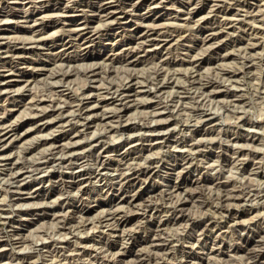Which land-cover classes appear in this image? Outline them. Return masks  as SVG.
<instances>
[{
    "label": "rangeland",
    "instance_id": "1",
    "mask_svg": "<svg viewBox=\"0 0 264 264\" xmlns=\"http://www.w3.org/2000/svg\"><path fill=\"white\" fill-rule=\"evenodd\" d=\"M18 1L0 0V42L39 46L23 53L25 60L0 47V74L13 80L0 90V119L17 131L1 144L0 160L18 167L4 170L0 161V264L157 262L136 253L165 257L166 264H264V0H143L122 11L120 2L106 0L100 12L89 7L96 0ZM147 26L157 45L136 43ZM208 30L217 37L207 41ZM69 38L64 49L60 39ZM130 75L144 88L128 92L137 102L125 117H110L120 107L110 93ZM52 103L62 110L40 129L33 115ZM86 106L107 117L82 127ZM153 120L160 127L139 128ZM71 133L77 161L50 148ZM41 136L48 143L25 155L23 146ZM72 162L85 172L74 186Z\"/></svg>",
    "mask_w": 264,
    "mask_h": 264
},
{
    "label": "bare ground",
    "instance_id": "2",
    "mask_svg": "<svg viewBox=\"0 0 264 264\" xmlns=\"http://www.w3.org/2000/svg\"><path fill=\"white\" fill-rule=\"evenodd\" d=\"M14 1V0H13ZM20 1V0H19ZM18 1V2H19ZM32 2H40V1H42V0H31ZM46 2H50V0H45ZM106 0H96V2L95 3H93V2H88L89 3V7H91V8H93V11H96V12H100L102 9H103V6H101V2H105ZM113 1H117V2H120V6L118 7V9H120L121 11L122 10H126V8L127 7H134V5L135 4H137V3H141V2H143V0H128L129 1V3L128 4H126L124 1H126V0H113ZM21 2V1H20ZM19 2V3H20ZM109 2H111V0L109 1ZM200 2V1H199ZM87 3V2H86ZM195 3V2H194ZM212 4V3H211ZM156 6V5H155ZM196 7V6H195ZM261 7V6H260ZM9 8V7H8ZM19 8V7H18ZM36 8V7H35ZM80 8V7H79ZM82 8V7H81ZM88 8V7H87ZM82 10V9H81ZM183 10V9H182ZM194 10V9H193ZM243 10V9H242ZM4 11V10H3ZM85 11V10H84ZM82 12V11H81ZM111 12H113V11H111ZM129 12V11H128ZM189 12V11H188ZM210 12H211V10H210ZM85 13V12H84ZM106 13V12H105ZM234 13V12H233ZM249 13V12H248ZM5 14H7V13H5ZM101 14V13H100ZM104 14V13H103ZM107 14V16H108V14L109 13H106ZM111 14V13H110ZM217 14V13H216ZM9 15V14H8ZM88 15V14H87ZM95 15V14H94ZM187 15V14H186ZM190 15V14H189ZM223 15V14H222ZM202 16V15H201ZM5 17V16H4ZM187 17V16H186ZM245 17V16H244ZM86 18V17H85ZM183 18V17H182ZM114 19V18H113ZM166 19V18H165ZM164 19V20H165ZM1 20V19H0ZM110 20V19H109ZM255 20V19H254ZM43 21V20H42ZM169 21V20H168ZM249 21V20H248ZM62 22V21H61ZM85 22V21H84ZM100 22V21H99ZM98 22V23H99ZM102 23V22H101ZM104 23V22H103ZM177 23V22H176ZM235 23V22H234ZM33 24V23H32ZM76 24V23H75ZM100 24V23H99ZM143 24V23H142ZM19 25V24H18ZM23 25H25V24H23ZM85 25H86V23H85ZM253 25H255V24H253ZM99 26V25H98ZM186 26V25H185ZM200 26V25H199ZM229 26V25H228ZM249 26V25H248ZM261 26V25H260ZM84 27V26H83ZM148 27V28H147ZM146 28H147V32L146 31H141L142 33L140 34V35H138V36H136L135 37V40L137 41L136 43H139L140 45H142L144 42H146V41H148V42H150L151 44H150V46L151 45H154V44H156L157 45V42H155V39H153V38H151V36H150V34H148V32H149V30H151V28H149V26H147ZM210 27V26H209ZM261 28V27H260ZM55 29V28H54ZM85 29V28H84ZM233 29H235V28H233ZM240 29V28H239ZM96 30H98V29H96ZM185 30V29H184ZM74 31H75V29H74ZM33 32V31H32ZM92 32V31H91ZM146 32V33H145ZM160 32V31H159ZM116 33V32H115ZM174 33V32H173ZM217 33L218 32H216L215 30H208V33L206 34V40L207 41H210V40H212V39H215L216 37H217ZM249 33V32H248ZM183 35V34H182ZM232 35V34H231ZM230 35V36H231ZM76 36V35H75ZM78 36V35H77ZM176 36V35H175ZM68 37H71V34H69L68 35ZM83 37V36H82ZM258 37V36H257ZM73 38V37H72ZM85 37H83V39H84ZM164 38V37H163ZM225 38V37H224ZM87 39H88V37H87ZM168 39V38H167ZM8 40V39H7ZM261 40V39H260ZM60 41H61V46L64 48V49H66L69 45H71V42H72V39L71 38H69L68 40H63V39H60ZM59 41V42H60ZM165 41V40H164ZM202 41V40H201ZM204 41V40H203ZM53 42V41H52ZM212 42V41H211ZM1 43V42H0ZM184 43V42H183ZM218 43V42H217ZM24 43L22 42H20V43H17L16 42V40H14V39H10V40H8V41H6V42H4V43H1L0 44V47L1 48H3L4 50V52L6 53V56H7V54H8V58L9 57H12V59L13 58H16L17 60L18 59H22V60H25V58H24V56H23V53H28V49H29V51H31L32 49H35L36 47H38L39 46V44H37V41H36V43L34 42V44H32V42H31V44H30V46H28V47H26V45H23ZM88 44V43H87ZM145 45H146V43H144ZM143 44V45H144ZM245 44V43H244ZM251 44V43H250ZM253 44V43H252ZM43 45V44H42ZM136 45V44H135ZM138 45V44H137ZM136 45V46H137ZM159 45V44H158ZM212 45V44H211ZM210 45V46H211ZM136 46H134V47H136ZM139 46V45H138ZM214 46V45H213ZM83 50H85L86 49V46H85V42H83V43H81V46H80ZM141 47V46H140ZM207 47V46H206ZM143 48V47H142ZM48 49H50L51 50V48L50 47H48ZM132 49V48H131ZM135 49V48H134ZM146 49V48H145ZM188 49V48H187ZM184 50V49H183ZM205 50V49H204ZM126 51V54H128L129 52H130V50L127 48V50H125ZM146 51V50H145ZM144 51V52H145ZM170 51V50H169ZM44 52V51H43ZM184 52V51H183ZM182 52V53H183ZM198 52H200V51H198ZM242 53H244L243 52V50H242ZM174 54V53H173ZM203 54V53H202ZM201 54V55H202ZM245 54V53H244ZM244 54H242V55H244ZM247 54V53H246ZM250 54V53H249ZM37 55V54H36ZM195 55V54H194ZM198 55V54H197ZM218 55V54H217ZM255 55V54H254ZM43 56V55H42ZM64 56V55H63ZM67 56V55H66ZM168 56V55H167ZM249 56V55H248ZM257 56V55H256ZM65 57V56H64ZM190 57V56H189ZM193 57V56H192ZM264 57V56H263ZM183 58V57H182ZM251 58V57H250ZM15 59V60H16ZM52 59V58H51ZM60 60L61 58H60V55L59 54H55V56L53 57V60ZM63 59V58H62ZM129 59V58H128ZM64 61H69V57H65L64 58ZM71 61V60H70ZM69 61V62H70ZM222 61V60H221ZM11 62V61H10ZM16 62V61H15ZM27 61H25V62H23V63H26ZM106 62V61H105ZM130 63H134V62H136V59L135 60H132V61H129ZM3 63H4V60H3ZM21 63V62H20ZM89 63V62H88ZM87 63V64H88ZM120 63V62H119ZM150 63V62H149ZM232 63V62H231ZM237 63V62H236ZM251 63H254V62H251ZM16 64H19V63H16ZM58 64V63H57ZM61 64V63H60ZM79 64H81V62L79 63ZM160 64V63H159ZM263 64V63H262ZM24 65V64H23ZM84 65V64H83ZM90 65V64H89ZM108 65V64H107ZM125 65H126V63H125ZM155 65V64H154ZM157 65V64H156ZM249 65V64H248ZM58 66V65H57ZM61 66V65H60ZM91 66V65H90ZM117 66V65H116ZM169 66V65H168ZM13 67V66H12ZM27 67V66H26ZM84 67V66H83ZM82 67V68H83ZM89 67V66H88ZM94 67V66H93ZM106 67V66H105ZM127 67V66H126ZM156 67V66H155ZM116 68H118V66L117 67H115V69ZM131 68V67H130ZM161 68H163V67H161ZM171 68V67H170ZM9 69V68H8ZM41 70H43L42 69V66H41V68H40ZM40 69H37L36 71L38 72V71H40ZM58 69V68H57ZM78 69H80V68H78ZM83 69H87V67L86 68H83ZM153 69V68H152ZM190 69H191V67H190ZM254 69V68H253ZM34 70V69H33ZM61 70V69H60ZM66 70V69H65ZM118 70V69H117ZM167 70V69H166ZM165 70V71H166ZM203 70V69H202ZM238 70V69H237ZM237 70H236V72H237ZM35 71V72H36ZM54 71V70H53ZM75 71H76V69H75ZM83 71V70H82ZM96 70H90L88 73H90V74H88L89 76L91 75V76H95V75H97V72H95ZM169 71V70H168ZM214 71V70H213ZM70 72H72V71H70ZM118 72V71H117ZM205 72V71H204ZM224 72V71H223ZM251 72V71H250ZM18 73V72H17ZM23 73L24 72H22V74H21V76H23ZM32 73V72H31ZM51 73V72H50ZM53 73V72H52ZM51 73V74H52ZM69 73V72H68ZM99 73V72H98ZM186 73V72H185ZM217 73V72H216ZM215 73V74H216ZM253 73V72H252ZM255 73V72H254ZM50 74V75H51ZM162 74V73H161ZM160 71L159 70H157L156 71V73L154 74L155 75V77H154V80L156 81V80H158V78L160 77ZM167 74H169L168 72H167ZM194 74H195V72H194ZM64 75H65V72H64ZM87 75V74H86ZM193 75V74H192ZM52 76L53 77H56V74H52ZM61 76H63V75H61ZM60 76V77H61ZM101 76V75H100ZM169 76V75H168ZM175 76V75H174ZM190 76V75H189ZM194 76V75H193ZM197 76V75H196ZM200 76V75H199ZM223 76V75H222ZM78 77V76H77ZM59 78V77H58ZM85 78H87V77H85ZM91 78V77H90ZM95 78V77H94ZM97 78V77H96ZM119 78V77H118ZM195 79L197 78V77H194ZM215 78V77H214ZM44 79H45V77H44ZM152 79V78H151ZM170 79V78H169ZM193 79V78H192ZM206 79V78H205ZM217 79V78H216ZM222 79H224V78H221V80ZM239 79V78H238ZM73 80H74V78H73ZM72 80V81H73ZM104 80V79H103ZM102 80V81H103ZM191 80V79H190ZM24 81V86L26 87L27 85H28V83H29V81H30V79L28 78V79H24L23 80ZM39 81V80H38ZM37 81V82H38ZM50 81V80H49ZM93 81V80H92ZM184 81V80H183ZM193 81V80H192ZM198 81H199V78H198ZM215 81V80H214ZM220 81V80H219ZM12 82H13V80H12V78L10 77V76H5V74H0V90L1 91H6L8 88L10 89V87L12 86ZM35 82V81H34ZM56 82V81H55ZM99 82V81H98ZM122 82V81H121ZM146 82H147V80H146ZM44 83V82H43ZM42 83V84H43ZM57 83V82H56ZM55 83V84H56ZM116 83V82H115ZM145 83V82H144ZM153 82H149V83H146V88L148 89V84H152ZM164 83V82H163ZM167 83H169V82H167ZM193 83V82H192ZM191 83V84H192ZM201 82L199 81V84H200ZM121 84V83H120ZM182 84V83H181ZM196 84V83H195ZM220 84H221V82H220ZM50 85V84H49ZM70 85V84H69ZM72 85V84H71ZM70 85V86H71ZM139 85V86H138ZM174 85V84H173ZM204 85V84H203ZM202 85V86H203ZM231 85V84H230ZM233 85V84H232ZM23 86V85H22ZM44 86V85H43ZM179 86V85H178ZM201 86V85H200ZM234 86V85H233ZM28 87V86H27ZM85 87V86H84ZM136 87H139V88H144L141 84H140V81H138L137 79H136V77L135 76H131L130 75V77L129 78H127V80H126V82L125 83H123L122 85H120V86H116L115 88L116 89H114V91H112V93H110L111 95L113 94H116L117 96H118V102L117 103H119V105H120V107L118 108V109H116L115 111H111L110 112V117H117V118H123V116L125 117V114H126V112L129 110V108L130 107H132V106H135V103L137 102H135V100H134V98L132 97L133 95H130V94H128V92H130V90H132L133 88H136ZM151 87V86H150ZM183 87H185V86H183ZM204 87V86H203ZM236 87V86H235ZM145 88V89H146ZM152 88V87H151ZM173 88V87H172ZM171 88V89H172ZM211 88V87H210ZM229 88V87H228ZM30 89V88H29ZM81 89V88H80ZM137 89V88H136ZM150 89V88H149ZM204 89V88H203ZM36 90V89H35ZM144 90V89H143ZM152 90V89H151ZM160 90V89H159ZM168 90V89H167ZM196 90V89H195ZM133 91V90H132ZM135 91V90H134ZM213 91V90H212ZM218 91H220V90H218ZM49 92V91H48ZM139 92V91H138ZM145 92L146 93H149L150 91L149 90H145ZM209 92H211V91H209ZM127 93V94H126ZM145 93V94H146ZM172 93V92H171ZM196 93V92H195ZM51 94V93H50ZM134 94V93H133ZM157 94V93H156ZM200 94V93H199ZM206 94H207V92H206ZM52 95V94H51ZM83 95V94H82ZM175 95V94H174ZM241 95V94H240ZM41 96H42V94H41ZM162 96V95H161ZM199 96V95H198ZM202 96H203V94H202ZM31 97V96H30ZM87 97V96H86ZM132 97V98H131ZM142 97V96H141ZM165 97V96H164ZM163 97V98H164ZM207 97V96H206ZM190 98V97H189ZM198 98H201V97H198ZM29 99V98H28ZM111 99V98H110ZM166 99V98H165ZM87 100V99H86ZM137 100V99H136ZM192 100V99H191ZM207 100V99H206ZM43 100L41 99V98H39V99H35V100H32L31 102H30V104L32 105V106H37V105H39V104H41V102H42ZM146 101V100H145ZM204 101V100H203ZM219 101V100H218ZM56 102V101H55ZM180 102V101H179ZM228 102V101H227ZM1 103V102H0ZM80 103H81V101H80ZM184 103V102H183ZM203 103V102H202ZM61 104V103H60ZM70 104V103H69ZM83 104V103H82ZM97 104H98V102H97ZM200 105H201V103H199ZM211 104V103H210ZM47 105V104H46ZM59 105V104H58ZM62 105V104H61ZM79 105L80 104H77L76 106H78L79 107ZM137 105V104H136ZM183 105V104H182ZM214 105V104H213ZM220 105V104H219ZM16 106V105H15ZM111 106V105H110ZM158 106H160V104L158 105ZM41 107V106H40ZM78 107H77V109H78ZM115 107V106H114ZM190 107V106H189ZM239 107V106H238ZM37 108H39V107H37ZM36 108V109H37ZM73 108V107H72ZM91 108V107H90ZM90 108L89 107H84L83 108V112H82V114H84L85 115V118L83 119V120H85L82 124H81V126L82 127H87L89 124H91V123H93L94 122V120H104L107 116H105L106 115V113H96V112H94V111H92V110H90ZM105 108V107H104ZM160 108V107H159ZM174 108V107H173ZM220 108V107H219ZM31 109V108H30ZM163 109V108H162ZM165 109V108H164ZM167 109V108H166ZM172 109V108H171ZM236 109V108H235ZM61 110H62V108L61 107H57V106H55L53 103H52V105H48L47 107H45V108H42V109H40V111H38L37 113H35L34 115H33V117L34 118H32V119H34L33 121H32V123H34L36 126H38V127H40V129H47L48 127H49V123H50V121L51 120H48V119H46V117H47V115H53L55 112H61ZM81 110V109H80ZM160 110V109H159ZM237 110H239V109H237ZM142 111V110H141ZM166 111V110H165ZM91 112H93V113H91ZM187 112V111H186ZM201 112H203V110L201 111ZM200 112V113H201ZM3 113V112H2ZM132 113V112H131ZM99 114V115H98ZM109 113H107V115H108ZM134 114V113H133ZM155 114V113H154ZM175 114V113H174ZM177 114V113H176ZM240 114V113H239ZM138 115V114H137ZM157 115V114H156ZM155 115V116H156ZM97 116V117H96ZM21 117V116H20ZM81 117H83L82 115H81ZM96 117V118H95ZM128 117V116H127ZM180 117V116H179ZM205 117V116H204ZM218 117V116H217ZM59 118V117H58ZM77 118V117H76ZM129 118V117H128ZM136 118V117H135ZM146 118V117H145ZM144 118V119H145ZM195 118V117H194ZM208 118V117H207ZM210 118V117H209ZM196 120V119H195ZM198 120V119H197ZM200 120V119H199ZM203 120H204V118H203ZM80 121H81V119H80ZM109 121V120H108ZM141 121V120H140ZM150 121V120H149ZM10 122V121H9ZM116 122V121H115ZM146 122V121H145ZM142 123L140 126H139V128L141 129V128H143V127H145V128H152V129H156V128H158V127H160V126H158L157 124V120H153L152 122H154L153 124L152 123ZM195 123H196V121H194ZM201 122V121H200ZM217 122V121H216ZM157 123V124H156ZM238 123V122H237ZM63 124V123H62ZM104 124V123H103ZM123 124V123H122ZM167 124V123H166ZM101 125V124H100ZM95 126V125H94ZM254 126V125H253ZM0 127H2V128H0V146H1V144H4V141L6 140V139H8L9 137H11V139L13 138L14 139V137L15 136H17V131H16V129H15V127L14 126H12L11 124H5V120H3V119H0ZM33 127V126H32ZM119 127V126H118ZM125 128H124V130H126V129H128V126H124ZM62 128V127H61ZM66 128V127H65ZM212 128V127H211ZM220 128V127H219ZM108 129V128H107ZM173 129V128H172ZM221 129V128H220ZM24 130V129H23ZM78 130V129H77ZM99 130V129H98ZM184 130V129H183ZM164 131V130H163ZM25 132V131H24ZM42 132V131H41ZM61 132V131H60ZM78 132V131H77ZM95 132H96V130H95ZM162 132V131H161ZM218 132V131H217ZM23 133V132H22ZM22 133L21 134H19L18 133V138L22 135ZM182 133V132H181ZM131 134V133H130ZM135 134V133H134ZM33 135V134H32ZM38 135V134H37ZM64 135H66V138L68 139V141H63L62 139H60V140H56L55 138L53 139V142H52V144L50 145V148H51V151L53 152V153H59V156H60V159L61 158H67L69 161H71V159H74V161H77L79 158L77 157V149L79 148L77 145H76V141H73L74 140V138H76L75 137V134L73 133H71V134H64ZM113 135V134H112ZM115 135V134H114ZM216 135V134H215ZM110 136V135H109ZM42 137V136H41ZM37 138L36 140H34L33 142H30L29 144H27V145H25V146H23V153L25 154V155H27V154H31V152L34 150V147L35 148H37V146H41V145H45V144H47L48 142L46 141V140H44L43 138L44 137H46L45 135H44V137H42V138ZM64 137V136H63ZM199 137V136H198ZM17 138V137H16ZM15 138V139H16ZM203 138V137H202ZM204 138H205V136H204ZM208 138V137H207ZM253 138V137H252ZM34 139V138H33ZM48 139V138H47ZM215 139V138H214ZM251 140H253V139H251ZM11 141V140H10ZM213 141V140H212ZM138 142V141H137ZM198 142H199V140H198ZM147 143V142H146ZM239 143V142H238ZM241 143V142H240ZM247 143V142H246ZM96 144H97V142H96ZM96 144H95V146H96ZM237 144V143H236ZM130 145H132V143L130 144ZM233 145V144H232ZM247 145V144H246ZM91 146V145H90ZM234 146V145H233ZM253 146V145H252ZM38 149V148H37ZM130 149V148H129ZM200 149V148H199ZM47 150V149H46ZM238 150V149H237ZM44 152H46V151H44ZM49 152V151H48ZM152 152V151H151ZM193 152V151H192ZM199 152V151H198ZM262 152V151H261ZM0 153H2V152H0ZM47 153V152H46ZM45 153V154H46ZM56 153V154H57ZM186 153V152H185ZM37 154V153H36ZM1 155V154H0ZM82 155V154H81ZM149 155V154H148ZM233 155V154H232ZM236 155V154H235ZM20 156V155H19ZM44 156V155H43ZM55 156V155H54ZM79 156V155H78ZM147 156V155H146ZM177 156V155H176ZM152 157V156H151ZM155 157V156H154ZM242 157V156H241ZM249 157V156H248ZM24 158H27V157H24ZM47 158V157H46ZM45 158V159H46ZM197 158V157H196ZM246 158H247V156H246ZM245 158V159H246ZM28 160H29V158H27ZM32 159V158H31ZM29 160V161H32V160ZM38 159H39V157H38ZM37 159V160H38ZM49 159V158H48ZM9 160H11V159H8V158H6V156H3L2 158H1V162H3V169L4 170H10V171H13L16 167H17V164L14 162V160H13V162H11V161H9ZM20 160H21V158H20ZM34 161H36V159H35V156H34V159H33ZM42 160V159H41ZM47 160V159H46ZM53 160H54V158H53ZM63 160V159H62ZM131 160V159H130ZM26 161V160H25ZM39 161V160H38ZM204 161V160H203ZM240 161V160H239ZM60 162V161H59ZM18 163V162H17ZM30 162H28V164H29ZM32 163V162H31ZM129 163V162H128ZM213 163H215V161L214 162H212V164ZM230 163V162H229ZM256 163V162H255ZM26 164H27V162H26ZM33 164H35V163H33ZM70 165H76V163L75 162H72V163H69ZM68 164V165H69ZM102 164V163H101ZM203 164V163H202ZM133 165V164H132ZM25 166V165H24ZM28 166H30V164L29 165H27V167ZM44 166V165H43ZM130 166V165H129ZM188 166V165H187ZM22 167V166H21ZM20 167V168H21ZM36 167V166H35ZM38 167V166H37ZM41 167V166H40ZM83 167V165L82 164H78V165H76L75 166V169H78V170H76L75 172H73V173H71V175L69 176L70 178H71V180L72 181H70L69 183H70V185L71 186H74V185H76V184H81L82 182H83V178L82 177H84L85 176V172H83L84 170H81V168ZM124 167V166H123ZM183 167V166H182ZM18 168V167H17ZM45 168V167H44ZM43 168V169H44ZM98 168V167H97ZM187 168V167H186ZM26 169V168H25ZM29 169V168H28ZM27 169V170H28ZM225 169V168H224ZM231 169H233V168H231ZM67 170V169H66ZM146 170V169H145ZM229 170V169H228ZM20 171V170H19ZM18 171V172H19ZM74 171V170H73ZM141 171V170H140ZM139 171V172H140ZM230 171V170H229ZM252 171V170H251ZM15 172H17L16 170H15ZM32 173V172H31ZM40 173H43V171L42 172H40ZM40 173H39V175H40ZM23 175V174H22ZM123 175V174H122ZM8 176V175H7ZM37 176V175H36ZM199 176V175H198ZM247 176V175H246ZM39 177V176H38ZM125 178V177H124ZM201 178V177H200ZM227 178V177H226ZM245 178V177H244ZM249 178V177H248ZM41 179V178H40ZM126 180H127V178H126ZM229 180V179H228ZM252 180V179H251ZM258 180V179H257ZM123 181V180H122ZM226 181V180H225ZM254 181V180H253ZM12 182V181H11ZM14 182V181H13ZM53 182V181H52ZM105 182V181H104ZM246 182V181H245ZM15 183V182H14ZM115 183V182H114ZM260 183V182H259ZM13 184V183H12ZM19 184H21V183H19ZM68 184V183H67ZM120 184V183H119ZM247 184V183H246ZM11 185V184H10ZM83 185V184H82ZM201 185V184H200ZM256 185V184H255ZM259 185V184H258ZM263 185V184H262ZM207 186V185H206ZM19 187V186H18ZM17 187V188H18ZM36 187V186H35ZM78 187V186H77ZM210 187V186H209ZM185 188V187H184ZM187 188V187H186ZM208 188V187H207ZM236 188V187H235ZM250 188V187H249ZM251 188H253V187H251ZM192 189V188H191ZM109 190V189H108ZM218 190V189H217ZM240 190V189H239ZM192 191V190H191ZM197 191V190H196ZM62 192V191H61ZM130 192V191H129ZM190 192V191H189ZM193 192V191H192ZM206 192V191H205ZM12 194V193H11ZM114 194V193H113ZM211 194H212V192H211ZM221 194V193H220ZM232 194V193H231ZM167 195V194H166ZM172 195V194H171ZM209 195V194H208ZM59 196V195H58ZM63 196V195H62ZM70 196V195H69ZM72 196V195H71ZM157 196V195H156ZM229 196V195H228ZM61 197V196H60ZM83 197V196H82ZM133 197V196H132ZM155 197V196H154ZM174 197V196H173ZM172 197V198H173ZM237 197V196H236ZM13 198V197H12ZM158 198V197H157ZM227 198V197H226ZM145 199V198H144ZM185 199V198H184ZM244 199H246V198H244ZM128 200V199H127ZM178 200V199H177ZM177 200H175V201H177ZM229 200V199H228ZM226 201V200H225ZM246 201V200H245ZM23 202V201H22ZM32 202V201H31ZM30 202V203H31ZM65 202V201H64ZM133 202V201H132ZM137 202V201H136ZM150 202V201H149ZM21 203V202H20ZM29 203V202H28ZM36 203V202H35ZM94 203V202H93ZM96 203V202H95ZM94 203V204H95ZM192 203V202H191ZM227 203V202H226ZM225 203V204H226ZM16 204V203H15ZM43 204V203H42ZM163 204V203H162ZM178 204V203H177ZM233 204V203H232ZM24 205V204H23ZM29 205V204H28ZM119 205V204H118ZM124 205V204H123ZM20 206V205H19ZM22 206V205H21ZM34 206V205H33ZM60 206V205H59ZM121 207V206H120ZM149 207V206H148ZM183 207V206H182ZM20 208V207H19ZM106 208H108V207H106ZM114 209V208H113ZM153 209V208H152ZM188 209H190V208H188ZM207 209V208H206ZM2 210V209H1ZM65 210V209H64ZM180 211V210H179ZM203 211V210H202ZM206 211V210H205ZM110 212V211H109ZM187 212V211H186ZM214 213V212H213ZM228 213V212H227ZM122 214V213H121ZM55 215V214H54ZM97 215V214H96ZM95 215V216H96ZM110 215V214H109ZM82 216V215H81ZM108 216V215H107ZM52 217V216H51ZM79 217V216H78ZM150 217V216H149ZM29 218V217H28ZM33 218V217H32ZM65 218V217H64ZM90 218V217H89ZM105 218V217H104ZM103 218V219H104ZM3 219V218H2ZM8 219V218H7ZM81 219V218H80ZM106 219V218H105ZM104 219V220H105ZM242 219V218H241ZM77 220V219H76ZM103 220V221H104ZM227 220V219H226ZM107 221V220H106ZM142 221V220H141ZM253 221V220H252ZM97 222V221H96ZM137 222V221H136ZM189 222V221H188ZM229 222V221H228ZM45 223V222H44ZM48 223V222H47ZM51 223V222H50ZM64 223V222H63ZM160 223V222H159ZM158 223V224H159ZM52 225V224H51ZM179 225V224H178ZM205 225V224H204ZM131 226H133V225H131ZM158 226V225H157ZM127 227V226H126ZM176 227V226H175ZM227 227V226H226ZM47 228V227H46ZM94 228V227H93ZM125 228V227H124ZM2 229V228H1ZM76 229V228H75ZM81 229V228H80ZM134 229V228H133ZM138 229V228H137ZM184 229V228H183ZM55 230V229H54ZM87 231V230H86ZM166 231V230H165ZM65 232V231H64ZM76 232V231H75ZM103 232V231H102ZM35 233V232H34ZM81 233V232H80ZM128 233V232H127ZM155 234V233H154ZM153 234V235H154ZM30 235V234H29ZM166 235V234H165ZM21 236V235H20ZM42 236V235H41ZM63 236V235H62ZM122 237V236H121ZM55 238V237H54ZM99 238V237H98ZM198 238V237H197ZM151 239H153V238H151ZM216 239V238H215ZM155 240H157V239H155ZM18 242H20L19 240L16 242L17 244H18ZM58 243V242H57ZM23 244V243H22ZM37 244V243H36ZM81 244H82V242H81ZM152 244V243H151ZM191 244V243H190ZM196 244V243H195ZM27 245H28V243H27ZM99 245V244H98ZM148 245V244H147ZM150 245V244H149ZM260 245V244H259ZM217 246V245H216ZM212 247V246H211ZM27 248V247H26ZM145 248V247H144ZM143 248V249H144ZM240 248V247H239ZM255 248H257V247H255ZM260 248V247H259ZM17 249V248H16ZM139 249V248H138ZM142 249V250H143ZM211 249V248H210ZM42 250V249H41ZM106 250V249H105ZM147 250H149V249H147ZM225 250V249H224ZM107 251V250H106ZM141 252V251H140ZM167 252V251H166ZM53 253V252H52ZM67 254V253H66ZM65 254V255H66ZM84 254V253H83ZM82 254V255H83ZM119 254V253H118ZM121 254V253H120ZM126 254V253H125ZM251 254V253H250ZM253 254V253H252ZM251 254V255H252ZM49 255V254H48ZM55 255V254H54ZM60 255V254H59ZM58 255V256H59ZM92 255V254H91ZM154 255L155 254H152V253H136V257H143V259L144 258H147V260L148 259H157V262L155 261V263L156 264H166V260H167V258H161V259H158V258H155L154 257ZM235 255V254H234ZM244 255V254H243ZM248 255V254H247ZM254 255H255V253H254ZM57 256V257H58ZM63 256H64V254H63ZM67 256V255H66ZM75 256V255H74ZM134 256V257H135ZM246 256V255H245ZM257 256V255H256ZM255 256V257H256ZM48 257V256H47ZM88 257V256H87ZM103 257V256H102ZM252 257V256H251ZM55 259H56V257H54ZM66 258H68V257H66ZM77 258V257H76ZM75 258V259H76ZM82 258V257H81ZM138 258V259H139ZM211 258V257H210ZM52 259H53V257H52ZM52 259H51V261H52ZM58 259H60V258H58ZM65 259V258H64ZM70 259H73L72 257L70 258ZM79 259V258H78ZM84 259V258H83ZM137 259V258H136ZM248 259H250V258H248ZM253 259V258H252ZM50 260V259H49ZM57 260V259H56ZM55 260V261H56ZM68 260V259H67ZM77 260V259H76ZM80 260V259H79ZM110 260V259H109ZM125 260V259H124ZM142 260V259H141ZM246 260V259H245ZM50 261V262H51ZM54 261V262H55ZM71 261V260H70ZM105 261V260H104ZM131 261V260H130ZM134 261H135V259H134ZM133 260L131 261V262H133V263H135ZM138 261V260H137ZM171 261V260H170ZM173 261V260H172ZM201 261V260H200ZM53 262V261H52ZM60 262V261H59ZM80 262V261H79ZM125 262V261H124ZM130 262V263H131ZM212 262V261H211ZM225 263H226V261H224ZM223 262V263H224ZM230 262V261H229ZM229 262H227L228 264H229ZM246 262V261H245ZM253 264H254V262L253 261H251ZM58 263V262H57ZM138 263V262H137ZM142 263V262H141ZM208 263V262H207ZM206 263V264H207ZM8 264H10V263H8ZM81 264H88V263H86L85 261L84 262H81ZM126 264V263H125ZM132 264V263H131ZM139 264V263H138ZM153 264V263H152ZM190 264V263H189Z\"/></svg>",
    "mask_w": 264,
    "mask_h": 264
}]
</instances>
